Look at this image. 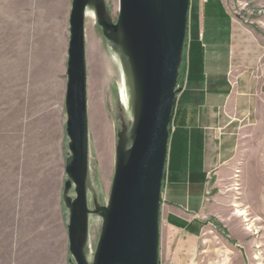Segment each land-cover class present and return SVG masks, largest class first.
Returning a JSON list of instances; mask_svg holds the SVG:
<instances>
[{
    "label": "rangeland",
    "instance_id": "1",
    "mask_svg": "<svg viewBox=\"0 0 264 264\" xmlns=\"http://www.w3.org/2000/svg\"><path fill=\"white\" fill-rule=\"evenodd\" d=\"M72 1L0 0V264H76L69 251L70 211L64 196L70 158L65 96ZM104 1L109 18L117 24L120 0ZM225 2L241 20L254 15L249 13L252 0ZM92 20L95 33L87 40L85 16L86 184L89 209L95 211V205L109 203L118 135L127 126L121 100L114 93L120 85L119 71L129 77L131 72L128 58L106 39L96 12ZM219 41L225 42L223 34ZM182 70L178 82L181 92L185 86ZM125 142L131 143L130 139ZM235 192L238 197L239 192ZM68 197L76 198L74 188ZM238 199L233 198L235 202ZM239 210L240 206H231L223 214L230 221L245 223L248 214L239 219ZM102 227V218L90 215L85 248L89 263H93ZM216 227L204 242L209 250L206 264H222L224 255L229 254L227 249L236 248L234 232L220 223ZM245 228L239 233L258 241L256 258L264 264L259 242L262 231Z\"/></svg>",
    "mask_w": 264,
    "mask_h": 264
},
{
    "label": "crops",
    "instance_id": "2",
    "mask_svg": "<svg viewBox=\"0 0 264 264\" xmlns=\"http://www.w3.org/2000/svg\"><path fill=\"white\" fill-rule=\"evenodd\" d=\"M252 9L241 20L225 0L191 2L185 86L170 126L160 263L206 264L204 242L216 223L234 232L236 245L222 264H259L258 241L239 233L245 225L262 231L264 258V0H252ZM231 206L248 221H230L223 212Z\"/></svg>",
    "mask_w": 264,
    "mask_h": 264
},
{
    "label": "water",
    "instance_id": "3",
    "mask_svg": "<svg viewBox=\"0 0 264 264\" xmlns=\"http://www.w3.org/2000/svg\"><path fill=\"white\" fill-rule=\"evenodd\" d=\"M93 6L99 27L129 61L136 93L131 143L126 125L118 135L115 175L109 203L87 199L89 119L85 16ZM191 0H120L117 24L104 0H73L67 61L65 110L70 158L65 204L70 211L69 251L76 264H160V215L168 164L170 126L181 93L180 70ZM74 188L76 198L68 197ZM99 215L102 233L93 263L88 244L89 217Z\"/></svg>",
    "mask_w": 264,
    "mask_h": 264
},
{
    "label": "bare ground",
    "instance_id": "4",
    "mask_svg": "<svg viewBox=\"0 0 264 264\" xmlns=\"http://www.w3.org/2000/svg\"><path fill=\"white\" fill-rule=\"evenodd\" d=\"M92 15H94L95 17V10L92 8L90 9V7H88L86 14L87 40H88V36L92 37L95 33V26L93 25ZM124 75L125 76H122L121 72L119 71L118 77L121 79L120 85L119 87H116L115 89L116 92L114 93L116 97L118 96V99L121 100L122 113L124 115L123 119L125 120V124H127L124 140L128 141V139H130L131 141V131L135 119L136 93L132 78L126 74Z\"/></svg>",
    "mask_w": 264,
    "mask_h": 264
}]
</instances>
